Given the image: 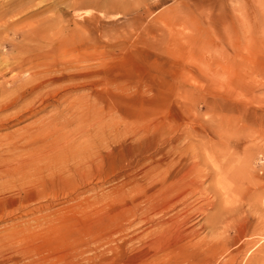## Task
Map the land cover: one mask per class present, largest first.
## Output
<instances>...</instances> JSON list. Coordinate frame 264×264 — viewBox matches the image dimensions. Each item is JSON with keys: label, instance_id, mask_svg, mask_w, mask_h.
<instances>
[{"label": "rangeland", "instance_id": "374dc122", "mask_svg": "<svg viewBox=\"0 0 264 264\" xmlns=\"http://www.w3.org/2000/svg\"><path fill=\"white\" fill-rule=\"evenodd\" d=\"M5 8L10 11L0 20L2 45L27 26L69 34L59 45L66 50L56 56L58 64L65 71L92 69L96 85L86 78L77 85L62 80L59 96L45 106L0 112L15 116L0 125L2 165L16 154L35 153L37 144L15 150L8 145L26 143L24 137L43 120L73 119L68 129L78 138L63 150L53 142L46 148L53 150L51 161L25 165L0 182V264H264V0H0V12ZM34 38L39 46L51 44ZM21 40L14 38V46L35 47ZM7 52L0 53L2 60L16 50ZM83 100L97 101L96 118L69 112ZM138 129L146 134L135 135L130 153L127 137ZM145 136L156 146L144 152L138 144ZM184 146L191 148L189 158L202 161L200 169L216 152L219 161L230 158L226 168L248 160V179L231 198V214L244 221L245 235L237 231L240 222L227 226L221 206H208L190 215L194 234L181 239V249L167 259L158 249L173 236L163 231L158 246L150 240L159 230L155 223L174 211L147 213V220L129 225L125 208L135 199L137 190L130 187L140 182L141 165L160 159L162 151L170 161ZM211 169L203 170L208 189L217 167ZM144 203H136L138 211H147ZM217 217L220 222L209 224Z\"/></svg>", "mask_w": 264, "mask_h": 264}, {"label": "bare ground", "instance_id": "6f19581e", "mask_svg": "<svg viewBox=\"0 0 264 264\" xmlns=\"http://www.w3.org/2000/svg\"><path fill=\"white\" fill-rule=\"evenodd\" d=\"M6 3L5 4L8 5L9 2H6ZM6 9L7 8L1 10L2 12H0V20H1V18L4 19V17L10 11V10H6ZM57 10L59 11V8H57ZM36 13H37L36 11L35 12L33 11L29 16H32ZM16 14H17V12H15V15ZM10 17H13V16H10ZM20 19L19 18L14 19L13 21L11 20L8 22V24H13ZM7 21L8 20H6V22ZM37 25H39V23H37ZM40 26H39V29H34L33 27L27 26L26 28L21 29V30H14L11 32V37L9 35L10 39L3 40L4 41L3 45L0 42V53H2V54L3 53H9V52H7V50H12V49L16 50L15 56H9L7 58L8 60L6 59V57H5V59L2 60V57L0 56L1 57V59H0V77L4 76L6 73L11 72V71L12 72L16 71V70L19 71V72H13L14 74L12 73V75H10L9 78H6V80L4 81V84H0V112L14 108V107H18L17 111L19 112V114H23L24 112H28V113L33 112L35 110V108H37L38 106H42L46 100H48L50 98L51 99L52 98L57 99V96H59L60 89L62 87V86H59V83H61L62 80L71 81V82H73V85H77V81H79L80 79L86 78V79H90L88 84L96 85V82L93 79L94 74L92 72V69L88 68L82 72L80 70L65 71L66 69H65L63 63L58 64V62L56 60V56L59 53L66 50L65 47H60L61 46L60 44H62L61 41L66 36L69 37L71 35L68 34V35L63 36L60 31H58V34L57 33L50 34V33H48V31L46 29L42 30L40 28ZM44 27L45 26H43V28ZM47 29H48V27H47ZM68 33H69V31H68ZM17 37L23 39L21 41H23L25 43H29V41H32L33 39H35L34 37H38V38H42V39L44 38V39H47L49 42H51V44H47L46 46H39V45H37V42L32 41V42L36 43L35 47L32 49H29L30 44H21V45L16 44V46H14L13 40H14V38H17ZM1 47H3V48H1ZM76 55H78V54H76ZM52 56H53V59L51 61L50 60L48 61L47 59H49V58H47V57H52ZM58 57H60V56H58ZM75 57H78V56H75ZM36 59L37 60L43 59V60L38 62L39 60L35 61ZM65 60H67V59H65ZM76 62H80V60L76 61ZM27 63H30V65L28 67L25 66ZM74 63L72 65H74ZM68 65H69V63H68ZM55 71H59V72L57 74H55V73H53ZM20 72L23 74H20ZM102 81L105 84L107 83V81L105 79ZM105 91H106V93L108 92L107 88H105ZM96 102L97 101L93 100V101H91V103H88V102H85L83 100L81 103H78V104L72 103L70 105V107H68V108H70L69 112H72V111L75 112L76 111V114L75 113L74 114L77 116L79 115L80 117H86L89 115L91 118L92 117L96 118L95 117L96 116L95 111H94V109L96 107ZM43 106H45V104ZM73 108H74V110H72ZM73 112L71 114H72V116H75L73 114ZM11 114H13V113H11ZM58 116H60V114ZM14 117H15L14 115H6L4 117H0V125L7 124ZM71 119H72V117H71ZM74 119H76V118L74 117ZM66 120H68V118ZM72 120H70V121L61 120V122L58 121V123H56L55 122L56 120H55L54 121L55 123H53V124L51 123L52 121L44 122V120H43L41 122V124L39 123L40 125H37V127L35 128V131H33L32 133L29 132L30 134L28 133V138L26 136H25L26 138L24 137V142L27 141L26 143L18 144L16 146L13 144L8 145L9 150H10V148L15 150V149H20L21 147L23 148L25 145L28 146V144H32V145L37 144L35 147L31 148V150L35 151V153L33 152L34 154H32V153H30V155L25 154V155H27V157L26 156L23 157L21 154H16V156H12L9 158L10 161L13 163H10V161H9V162H6L5 164L3 163V165L0 164V182L7 181V180H4V178L6 176H10L12 174V172H14V174H16L15 171L21 170V167H23L25 165L32 164V163L37 164L38 162L46 163V162L51 161L49 153L52 152L53 150L48 149L49 151H46V148H49L53 142H55L58 145L57 148L54 147L55 149L63 150V148H68V149L71 148L75 143V139H77V141H78L77 137L74 138L76 133L68 129L69 126L73 122ZM185 131H183V133H185ZM129 132H131V131H129ZM144 132L145 131L143 129H138V130L132 132L127 137V150H130V153L132 151V144H129V143H131L132 139L134 137H136L135 136L136 134L140 135V134H143ZM145 134H146V132H145ZM142 138H140V139H142ZM144 138L147 140L144 139V143L139 142V144H138V145H143L144 152L146 151V149H149V146H153V147L156 146L155 144H153V142L151 143V141L153 140V137H150V136L146 137L145 136ZM186 139L188 140L189 138L186 137ZM42 141L44 142L43 144H41ZM216 143H219V142H216ZM219 144H221V143H219ZM184 145L186 146V143H184ZM178 146H180V145H178ZM178 146H177V148H179ZM185 146L180 151L178 150L179 152L177 150H176L177 152L174 151L175 152V153L173 152L174 157L170 161H169V159H168V161L166 160V153H164L161 150L162 152H159V154L161 156L160 159L151 160L150 164H148L145 167H142V165H141V167L138 170V175H140L141 180L138 183L136 188H133L132 184L130 187V190H133V191L137 190L136 194H135V199L132 198L133 197V195H132L131 202L125 208L126 214L128 216V224L129 225H133L135 223H141V222L147 220L148 216H149V215L147 216V213L148 214L149 213L163 214V216H165L170 211H174L171 215H168L165 218H163V219H161L155 223L156 225H158L159 230L156 233L157 234L156 239L153 235V237H154V238L152 237L153 241L150 240L151 242H153V244H151L150 246H152V245L158 246V245H156V243L154 244V242H156V241L158 242V239L163 240L166 237V236L165 237L163 236V231H166V232L168 231L169 234H171L173 236L171 239L165 238L169 242L171 240L170 243L168 242V244H166L165 246H163L161 244L162 246H161V248L159 247V249L157 247L158 250L162 249L161 250V251H163L162 255L167 256V259L169 256L173 255V253H175V251L177 249H178V251L181 249V246L179 245V242L181 241V239H184L185 237H188L190 235L192 236V234H194V229H192L191 225L189 224V221L191 219L190 215L193 212H198V214H201L205 210V207H208V206L209 207L210 206L212 207L214 205L221 206L222 214L226 213L225 221L227 222V226L232 225L233 221H236L235 223H236V227H237V224L240 222L237 231L239 232V234L241 236L245 235V223H244V221H240L239 216L234 217L231 214V211L235 207L231 198L234 199L237 194H240L239 183L243 182L244 179L245 180L248 179L247 178L248 172H246V169L248 168V166H250L248 163V160L243 159L241 162L238 161V165H231L230 164V167L226 168L225 164H229L230 158H229V160L225 158L224 161H219L217 158L221 157V156L218 155V157L216 158V156H217L216 153H218V152L215 153V158L212 155H207L205 159H208V163L205 164L206 165L205 169H208V168L211 169L209 167V165L207 166V164H209V163L213 164L214 168L217 167V169H214L212 167V169L210 170V172L211 171L213 172V169H214L215 172L213 174V177H211V178H213V188L208 189V187L205 188V186H203V184H204V179L209 175L208 174L209 172L206 171L205 169H202L204 167V166L202 167V163H201L202 161L199 162V161L195 160L194 157L189 158L190 155H187V153L189 152L190 147L189 146L185 147ZM215 146H217V145H215ZM227 146H228V144H227ZM170 148H172V147H170ZM218 148H220V147H218ZM221 148H222V146H221ZM215 149H217V148H215ZM223 149H222V151H223ZM227 149H225V152ZM208 150H209V148L206 149V151H208ZM156 152H158V151H156ZM169 152H170V150H169ZM212 152H214V151H212ZM170 154H172V153H170ZM190 154H192V152ZM208 154H209V152H208ZM131 155H133V154H131ZM194 155H196V154H194ZM223 155H225V154H223ZM138 156H139V154H138ZM205 159H204V161H205ZM78 163H79V161H78ZM200 164L202 167L201 169H200ZM203 170H205V172H208V173L203 172ZM235 172L237 174H235ZM17 173H19V172H17ZM127 175H129V174H127ZM129 182H131V181H129ZM0 185L2 188L3 185L2 184H0ZM21 187H22V185H21ZM240 187H241V185H240ZM22 190L24 191L25 189H22ZM207 190L214 195L216 202H213L212 200H210V198L207 196V192H208ZM131 194L132 193H130V195ZM191 198L193 201L192 200L189 201ZM242 198L243 197L240 198V201H243ZM140 202L147 203L146 205H148V206H147V208L145 207L147 209L146 212L138 211L137 204ZM141 204H140V206H141ZM142 206H144V205H142ZM145 208H144V210H145ZM220 217H219V219H220ZM222 218H224V217H222ZM217 221H218V217L217 218H211V219H209V224H211L213 226ZM218 222H220V221H218ZM212 226H211V228H212ZM165 235H167V233ZM220 236H222V235H220ZM163 241H161V243H163ZM159 243H160V241H159ZM151 248H153V247H151ZM178 251H176V252H178ZM161 253H159L158 255H160ZM138 255L141 256L140 254H137V257H138Z\"/></svg>", "mask_w": 264, "mask_h": 264}]
</instances>
